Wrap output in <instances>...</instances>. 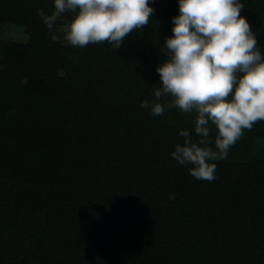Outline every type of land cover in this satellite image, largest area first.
Wrapping results in <instances>:
<instances>
[{
  "label": "trees",
  "instance_id": "1",
  "mask_svg": "<svg viewBox=\"0 0 264 264\" xmlns=\"http://www.w3.org/2000/svg\"><path fill=\"white\" fill-rule=\"evenodd\" d=\"M149 2L114 48L55 38L37 14L52 0H0V26L27 35L0 37V264H264V120L214 180L170 156L195 113L140 107L179 13ZM240 2L264 53V0Z\"/></svg>",
  "mask_w": 264,
  "mask_h": 264
},
{
  "label": "clouds",
  "instance_id": "2",
  "mask_svg": "<svg viewBox=\"0 0 264 264\" xmlns=\"http://www.w3.org/2000/svg\"><path fill=\"white\" fill-rule=\"evenodd\" d=\"M154 2V0H153ZM37 9L50 31H62L73 46L108 41L119 48L132 30L149 23L155 12L149 0H52ZM171 36L156 66L160 87L140 107L153 116L179 108L195 113L193 127L179 129L170 156L197 179H216L215 161L226 159L232 145L264 120V53L240 0H178ZM71 12V19L65 17ZM59 21H64L58 24ZM212 125L216 134L212 138ZM195 133V139L193 138Z\"/></svg>",
  "mask_w": 264,
  "mask_h": 264
},
{
  "label": "rangeland",
  "instance_id": "3",
  "mask_svg": "<svg viewBox=\"0 0 264 264\" xmlns=\"http://www.w3.org/2000/svg\"><path fill=\"white\" fill-rule=\"evenodd\" d=\"M56 32L57 35H55V38L58 37V33L59 35H61V37H63L62 31L57 29ZM0 37L6 41L19 42V43H24L27 39V35L23 33L21 29L16 28L11 24H4L0 26Z\"/></svg>",
  "mask_w": 264,
  "mask_h": 264
}]
</instances>
